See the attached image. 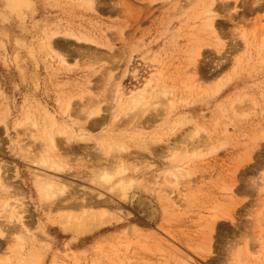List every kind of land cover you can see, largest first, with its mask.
I'll return each mask as SVG.
<instances>
[{
    "label": "rangeland",
    "instance_id": "obj_1",
    "mask_svg": "<svg viewBox=\"0 0 264 264\" xmlns=\"http://www.w3.org/2000/svg\"><path fill=\"white\" fill-rule=\"evenodd\" d=\"M31 1L37 13L21 22L13 8L14 0H0V166L10 184L9 194L24 203L26 225L36 234L44 227L52 250L65 253L55 257L57 264H183L176 247L199 264H236L237 255L243 261L249 256L255 261L251 264H264V246L260 244L264 236V57L261 59L258 51L264 39V0H240L236 11H232L233 0L228 5L218 0L223 9L218 33L225 45L220 55L214 48L216 40L200 32L198 21L188 19L191 12L182 20L188 23L187 42H177L175 35L174 41L180 9L165 5L163 0H97L94 11L78 0ZM180 2L194 4L196 0ZM47 31L60 32L55 41L70 52L67 68L43 51ZM69 32L92 42L70 39L65 35ZM243 34L254 42L251 52L245 53ZM197 48L203 53L194 73L192 51ZM151 50L165 52V74L174 97L171 106L159 108L160 113L150 112L118 132L127 134L125 167L142 168L139 175L144 179L135 201L122 202L97 184L100 160L103 168L118 165L112 156L101 159L96 142L75 144L73 148L80 151L61 159L70 170L59 176L27 159L20 147L31 146L33 155L39 148L29 140L31 131L17 129L28 108L39 122H43L45 112L65 122L64 107L72 102L73 123L92 127L104 122L113 128L118 112L115 90L121 85L129 94L143 84L149 69L142 54ZM218 86L223 89L215 95ZM92 106L100 107L97 120L88 119ZM232 107L244 112V119L234 118ZM226 108L230 111L225 116ZM226 124L230 125L227 132ZM195 128L205 132L197 137ZM155 140L152 147L145 148ZM62 145V152L69 151L66 143ZM172 147L187 148L191 153L196 148L203 153L186 165L193 179H198V187L190 195L191 201L181 208L160 204V195L154 192L157 188L151 186L159 172L166 178L164 171L171 166ZM149 166L152 169L148 173ZM34 173L66 183L68 190L57 207L71 211L92 206L88 213L106 212L109 222L87 234L61 229L64 214L55 212L51 216L50 209L43 206L32 180ZM223 189L234 190V197L227 196ZM1 195L7 198L5 193ZM141 204H146L145 210ZM219 206H225L224 212L231 211L216 225L212 255L205 256L200 250L205 236L200 227L213 221ZM3 216L0 264H7L12 258V234H22L23 228L8 224ZM97 241L99 246L83 251ZM33 248L32 252L28 246L24 255L36 254L38 249ZM42 255L45 264L54 258L51 251Z\"/></svg>",
    "mask_w": 264,
    "mask_h": 264
},
{
    "label": "bare ground",
    "instance_id": "obj_2",
    "mask_svg": "<svg viewBox=\"0 0 264 264\" xmlns=\"http://www.w3.org/2000/svg\"><path fill=\"white\" fill-rule=\"evenodd\" d=\"M1 1L3 3L9 2V0ZM163 1L165 5H172L174 8L180 9L178 13V15H180L178 20L179 25L173 32L174 41L175 35L177 42H187V27L185 26H187L188 23L182 22V20L185 18L187 13L191 12L188 15V19H194L200 23V32L207 34L209 37L216 40L217 44L214 48H216L218 55L221 54L225 45L221 42V38L218 33L217 22L219 19V13L223 11V9L218 6V0H196L194 4L186 3L185 5H183L180 0ZM222 1L227 5L230 4V0ZM78 2L86 6L91 11H94L97 0H78ZM233 2L234 7L232 11H236L240 0H233ZM193 5H195V9L191 10ZM13 8L17 12L21 22H25L28 15L34 17L37 13L35 5L31 0H14ZM231 22L235 24L232 16ZM235 26L237 27V24ZM44 34L46 38L42 40L43 51L49 53L54 60L57 62L59 61L64 68H67V66H69L68 59L71 56L70 52L67 47H63L59 42L55 41V39L60 36V32L47 31ZM65 35L70 39H75L77 42H92L84 35H78L75 32H69ZM254 37L256 38V35ZM243 38L246 44L245 53L254 50V42L248 40L251 37L243 34ZM4 39L8 41L7 37ZM177 42H175L176 46L179 44ZM197 49V51H192L194 57L191 61V67L193 68L194 73L198 71L199 62L203 53L202 48ZM258 51L259 57L263 59L264 39L260 43ZM164 56V51L154 52L151 50L150 52L142 54V61L149 69V76L144 79L143 84L132 90L129 94L126 93L121 85L117 87L113 99L118 105V112L114 119L113 128H110L104 122L102 124L100 122H96L92 127L80 123H73L71 120L72 115L70 114L72 102L64 107L63 118H65V122H62L61 119L48 112H45L43 122H39L36 119L35 114L32 112V108H28L24 121L18 124L17 129L18 132L19 130L24 132L31 131L32 137L29 138V140L35 143L36 148H39L34 150L36 152L35 155L32 153L31 146L20 147V149L25 152L27 159H29L32 164L59 176L63 175L66 170H70L67 163H64L61 159L79 153L80 150L73 148L75 144L79 146L81 143L96 142L99 150L101 151V159L102 156L105 158L112 156L115 160H117L118 165L111 169L103 168L100 160L97 166L98 169L100 168L101 170L95 174L97 177V184L122 202L131 203L135 201L137 198L136 191H140L138 186L140 182L143 181L142 179H144L142 175H139L142 168L125 167L126 165H124L123 157H125V152L129 150L128 146L124 143L127 140V134H121L118 132L136 122L143 120L150 112H158L160 107L172 105L174 93L166 79L167 75L165 74V71L167 61ZM237 63L241 64V61H238ZM113 78L114 77H111L110 81H112ZM186 88L192 91L191 88ZM222 89L223 86H218L214 90V94H219ZM81 99L84 101L85 96L81 97ZM255 106L257 107L258 105L255 103ZM90 108L92 109L89 111L88 119L97 120V118L101 115L100 107L92 106ZM236 109L237 107H232L234 118H239L241 120L244 119V112H238ZM229 111L230 110L228 108L224 109V115L226 116ZM163 112L164 110H161L160 115H162ZM160 115L158 114L157 117ZM70 122L73 124H70ZM217 123H221V120H218ZM71 125H73V127H71ZM229 126V124L225 125L226 132L228 131ZM134 129V131L143 130ZM194 132H196V136L199 137L205 131L200 128H195ZM132 135L141 138V134H137L136 132H133ZM156 142L157 140L153 141L151 146L147 143L144 146L145 148H150ZM62 143H66V146L69 147V151L62 152ZM171 149V166L168 170L164 171L166 178L161 176L163 173L159 172L158 175L160 176L155 178V181H153L151 186L157 188V191L155 190L154 192L160 195V204L162 203L166 207L181 208L186 202L189 203L191 201L190 195L193 194V191L198 187V179H193V175L189 172L186 165H190L194 160H198L203 156V153L201 149L196 148L192 150V153L191 151H188L187 148L179 150L172 147ZM146 169L149 173L152 167L149 166L146 167ZM4 171L5 169L0 166V218H3V215H5L8 224H20L23 228L22 234H12V237L14 238V241L10 243V254L12 255V258H10L7 264H45L42 253H49L50 251L54 256L50 264H57L55 257L58 256V258H60L62 254L65 253H62L59 250L55 252L52 250L51 240L48 239L44 227H42L39 234H36L26 225L25 216L27 211L24 208V203L12 196V194H9L11 188L9 187L10 184ZM32 180L35 187L39 190L40 200L43 203V206L50 209L51 216H53L55 212L64 214V216H62L61 223L59 224L61 229L78 234H87L97 228L105 226L109 222L107 221L108 215L106 212L99 213L91 211V213H88L87 210H92V206L88 207L89 209L79 207L74 208L71 211L63 210L64 208L62 207H57V203H59L60 199L65 196L68 190L66 183L62 179L49 177L46 174L34 173L32 174ZM186 182L188 185L182 187ZM200 184L201 183H199V185ZM223 191L227 196L234 197V190L223 189ZM2 193H5L7 198H4L1 195ZM176 196L178 200H175ZM143 202L146 203L145 201ZM146 204H141L142 210L146 209ZM224 207L225 206H219V209L213 217V221L207 222L205 227H203V225L200 227L201 231L205 233L202 243L200 244V250L204 252L205 256L208 254L212 255L211 243L216 225L219 223L222 216H227V214L231 211V209H228L227 212H224ZM2 237H4V231L0 232V238ZM99 243V241L94 242L91 246H89L90 248H85L83 251H89L90 249L99 246ZM260 244L262 247L264 246V236L260 237ZM28 246L32 247V252L35 251L33 248V246H35V248L38 249V252L32 256H25L24 253ZM176 248V252L180 256L179 258L182 260L183 264H199L196 259L180 251L178 247ZM195 251L197 252V250ZM28 258H30L29 260H31V262H28ZM235 262L236 264H251V262L254 263L255 261L249 256H246L243 261L241 259V255H237Z\"/></svg>",
    "mask_w": 264,
    "mask_h": 264
}]
</instances>
